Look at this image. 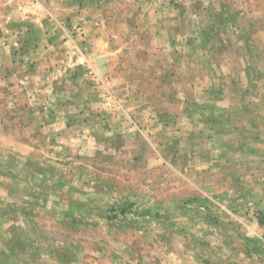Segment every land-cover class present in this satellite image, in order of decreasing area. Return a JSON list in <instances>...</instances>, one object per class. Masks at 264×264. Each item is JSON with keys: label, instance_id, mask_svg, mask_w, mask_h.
<instances>
[{"label": "rangeland", "instance_id": "rangeland-1", "mask_svg": "<svg viewBox=\"0 0 264 264\" xmlns=\"http://www.w3.org/2000/svg\"><path fill=\"white\" fill-rule=\"evenodd\" d=\"M41 1L0 0V262L264 264V0Z\"/></svg>", "mask_w": 264, "mask_h": 264}, {"label": "crops", "instance_id": "crops-1", "mask_svg": "<svg viewBox=\"0 0 264 264\" xmlns=\"http://www.w3.org/2000/svg\"><path fill=\"white\" fill-rule=\"evenodd\" d=\"M39 1L36 4V3H34L33 0H16V2L14 4H9V6H7L6 9H7V11L12 10L11 12H13L15 16H17V14H18L17 17L21 22L33 23L36 26L37 23H40L41 21L44 20L43 17H44L45 13L40 11L39 9L41 7L44 10L47 9V7H46L47 5H45V3L43 4V2L41 0H39ZM35 21H37V22H35ZM43 23L44 22H41L40 25H43ZM0 264H3V261H1Z\"/></svg>", "mask_w": 264, "mask_h": 264}]
</instances>
